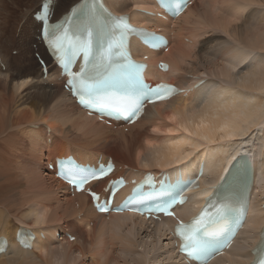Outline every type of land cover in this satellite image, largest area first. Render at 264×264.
<instances>
[{
	"label": "bare ground",
	"instance_id": "1",
	"mask_svg": "<svg viewBox=\"0 0 264 264\" xmlns=\"http://www.w3.org/2000/svg\"><path fill=\"white\" fill-rule=\"evenodd\" d=\"M42 1L36 0V4L34 0V9L38 6L39 11ZM79 1L54 2L55 21H60ZM105 1L116 15L129 14L137 24L151 31H161L171 40L165 55L150 53L139 45L134 47L137 57L150 55V74L155 81L164 76L170 83L184 86L191 76L206 82L200 85L195 81L188 95L149 107L141 120L125 132V129L109 127L87 117L64 90V80H59V71L51 57L46 56L41 41L36 53L49 65L46 80L40 65L39 69L33 65V70L27 69L26 64H20L23 57L10 59L0 44V237L10 242L6 253L0 255V264H47L43 258L58 241L66 248L55 257H61L65 264H79L85 258L93 264H109L110 261L141 264L126 261L122 256L134 253L133 242H142L144 236H151L160 244L168 243L166 246L172 250V255L176 254V260L168 264H184L186 258L179 252V242L172 234V216L159 223L132 215L98 214L85 193L73 196L68 186L55 178V172L48 169L49 164L55 167L56 158L69 155L82 162L95 163L100 157L104 161L112 158L118 168L114 176L154 171L158 181H163L165 173L188 174L195 178L200 164L204 163L206 189L192 194L187 204L176 209L177 215L187 221L214 194L215 188L223 184L242 154L253 164L251 210L231 249L210 264H222L235 254L240 260L235 257L231 264H249L264 227V162L258 167L259 157L253 153L255 146L251 142L264 129V7L260 6L264 5V0H252V3L249 0H197L178 19L166 21L135 12L136 9L155 12L154 0ZM5 3L0 0V11ZM31 12L32 9L26 10L24 17ZM36 29L40 31L41 25L35 20L25 23L22 37L25 34L29 37L30 33L36 37ZM160 60L170 65L166 75L155 69ZM1 65L6 67L4 71ZM222 128L225 131H221ZM226 136L235 138L222 139ZM124 167H129L130 171H119ZM105 184L103 181L95 183V188L102 191ZM241 185L238 179H233L225 197L241 200L238 190ZM20 227L34 231L36 242L32 250L16 245L15 235ZM248 229H252L250 237H254L256 231L249 250L238 249L235 244ZM40 232L44 233V239L39 238ZM59 232L65 235L62 240L57 238ZM116 244L120 246L117 252ZM74 254L77 257L72 260Z\"/></svg>",
	"mask_w": 264,
	"mask_h": 264
},
{
	"label": "snow or ice",
	"instance_id": "2",
	"mask_svg": "<svg viewBox=\"0 0 264 264\" xmlns=\"http://www.w3.org/2000/svg\"><path fill=\"white\" fill-rule=\"evenodd\" d=\"M186 2L187 0H158L161 7L172 11L174 15L182 11ZM42 7L49 6L45 4ZM134 31L136 30L130 28L125 17L105 14L95 0L81 5L63 24L45 27L44 39L67 77L66 87L78 98L81 106L101 114L109 113L130 119L139 116L145 102L155 103L157 100L167 99L175 91L166 84L155 87L146 84L141 75L144 66L134 64L128 59L124 50L125 41ZM146 35L152 37V47L160 46L158 37L150 33ZM81 54L82 63L74 71L73 65ZM221 131L225 129L222 128ZM56 163L68 182L81 190L85 184L101 179L111 171L110 164L107 168L101 166L93 171L79 169L71 160H60ZM244 163L243 159L237 160L232 168L239 172L238 166ZM229 177H233L231 171L224 178V184L229 183ZM237 205L238 201L234 197L226 196L222 202L218 199L215 205L209 201V205L189 223L179 222L176 235L182 241L180 249L189 258L207 264L209 254L227 246L224 236L230 230L232 215L235 212H244L243 206ZM165 211L167 215H173L166 209ZM236 223L239 224V220ZM258 251L260 256L255 264H264V247Z\"/></svg>",
	"mask_w": 264,
	"mask_h": 264
},
{
	"label": "rangeland",
	"instance_id": "3",
	"mask_svg": "<svg viewBox=\"0 0 264 264\" xmlns=\"http://www.w3.org/2000/svg\"><path fill=\"white\" fill-rule=\"evenodd\" d=\"M5 1H6L5 5L7 4V6L8 5L9 6L7 7L4 5L2 7V9L4 11L3 10L0 11V28H1L0 34L2 33L0 35V37H1L0 42H2V43H0V44L2 46V51L5 53H8V56L10 59H12L14 57L15 58L23 57V59L20 60V64H21V62L23 65L26 64L27 69H29V70L32 69V65L35 68L37 67L36 69H39V63L37 62V59L35 58V52H38L40 47H41L39 37H38V29H36V32H35L36 37L34 36V33H32V35L30 33L29 37L26 34L22 37V30H23L24 24L27 22H29V23L33 22L34 18H33L32 13L38 11V6L34 9V6L37 4V2L35 0L36 4L34 5V0H5ZM64 3L65 2H63L60 5V9L63 7ZM31 9H32L31 14H29L25 18L24 15H25L26 10L29 11ZM56 15H57V9H55V16ZM38 27H39V25H38ZM33 32H34V30H33ZM21 37L25 41L22 42ZM23 44L25 46H22ZM35 47H37V50H35ZM23 49H24V51H23ZM46 56H47V54H46ZM262 57L264 58V55H262ZM2 68L4 71L6 67L2 66ZM11 73H14V72H11ZM12 76H13V74H12ZM30 81H31V79H30ZM31 83H34V82L31 81ZM178 134H180V132H178ZM257 134H258V136L257 137L254 136V138L251 140V142H252V146H255V152L256 153L255 152H253V153L258 155L257 157H259L257 160V163H258L257 165H258V167H261L260 163L264 162V129H262L261 132H258ZM257 150H259V151H257ZM258 199H259V193H257L256 199L254 201V203H255L254 206H255L256 210L258 207ZM32 206H34V203H32ZM251 231H252V229H248L247 234L245 235V233H244L242 235V237L239 238L238 243L235 244V246L238 249L243 248L245 251L249 250L250 244L252 243V241L256 235V231L253 230V231H255V232H253L254 237H250L252 235ZM243 232H245V230ZM44 237H45L44 233L40 232L39 238L44 239ZM63 237H65V235H63L61 232H59L57 235V238L62 240ZM134 242H133V249H134L133 252L134 253H127L126 255L122 256L123 259L125 258L124 260H126V261H128V260L129 261L133 260L134 262L139 261V262H141V264H160V263L161 264H168V263L172 262L173 260H176V258H175L176 254L174 256L172 255L173 252H172V250H169L167 248L166 244H168V243L166 241H162V243L160 244V243H158V241L157 242L154 241L151 236H148V237L144 236V239L142 240V242L140 240H138V242L137 241H134ZM60 243L61 242H59V241L57 243H55L56 245L55 244L53 245V249L49 250L47 252V254H46L47 258L46 257L43 258L44 262H46L47 264H65V262L61 259V257H55L56 255H58L62 252L63 248H66V246H62ZM243 244H245V245H243ZM242 245H243V247H242ZM116 246H117V248L116 249L113 248V249H115L117 252V251H119L120 246H119V244H116ZM154 246H155V248H154ZM152 248H154V249H152ZM161 249H162V251H160ZM151 250H152V252H151ZM144 251H145V255L143 254ZM110 252H111V250H110ZM111 254H112V256L109 254V259L111 257L114 258L113 256H115V254H113L112 252H111ZM170 255H171V257H170ZM117 256H119V254H117ZM74 257L76 258L77 254H74L72 256V260H75ZM230 257H231L230 259L226 258L227 260H224L222 262V264H231L236 260V258L238 260H240L237 256V254H235V256L231 255ZM160 260L163 262H160ZM89 262L91 264H93L90 260H88V258H85L79 264H89ZM109 264H114V263L112 261H110Z\"/></svg>",
	"mask_w": 264,
	"mask_h": 264
}]
</instances>
